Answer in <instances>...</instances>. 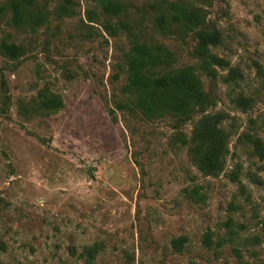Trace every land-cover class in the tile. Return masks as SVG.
I'll return each instance as SVG.
<instances>
[{
	"label": "rangeland",
	"instance_id": "1",
	"mask_svg": "<svg viewBox=\"0 0 264 264\" xmlns=\"http://www.w3.org/2000/svg\"><path fill=\"white\" fill-rule=\"evenodd\" d=\"M102 1L36 0L44 21L31 27L0 0V264H264V159L251 141H264V0H181L221 32L213 51L230 65L215 79L195 32L159 30L160 0H112L119 14ZM133 38L164 44L172 69L193 66L207 104L188 118L133 109ZM4 40L24 54L4 55ZM44 91L61 107L44 109ZM206 113L224 114L230 134L216 175L192 155Z\"/></svg>",
	"mask_w": 264,
	"mask_h": 264
},
{
	"label": "trees",
	"instance_id": "2",
	"mask_svg": "<svg viewBox=\"0 0 264 264\" xmlns=\"http://www.w3.org/2000/svg\"><path fill=\"white\" fill-rule=\"evenodd\" d=\"M159 5L161 12L156 22L161 32L172 33L179 30L196 33L200 70L215 79L220 69L229 67V62L213 51L221 44L222 35L217 29L205 28L206 14L202 8L190 6L181 0H160ZM102 6L106 14H119L123 10L121 3L112 0H103ZM9 9L13 13L12 21L17 26L34 27L44 21L36 0H9ZM61 10L73 13L68 4H63ZM107 27L116 31L110 23ZM123 27L126 25L123 24ZM132 43L127 67L133 109L140 110L148 118L170 112L188 118L196 107L202 108L207 104L203 81L193 66L172 69L174 58L164 44H148L137 38H133ZM1 50L4 55L12 58H19L24 54L22 46L5 40L1 43ZM230 76L232 81H237L238 70L232 69ZM233 102L245 107L250 104V98L241 94L233 98ZM40 103L47 110L62 105L57 95L47 91L41 92ZM226 118L222 113H206L194 127L192 155L199 168L206 174L216 175L224 169L230 137L223 126ZM251 141L259 158L263 160L264 141L257 137H251ZM182 242L183 238L174 240L175 245H182ZM97 250V247L93 246L87 249V253L93 258Z\"/></svg>",
	"mask_w": 264,
	"mask_h": 264
},
{
	"label": "water",
	"instance_id": "3",
	"mask_svg": "<svg viewBox=\"0 0 264 264\" xmlns=\"http://www.w3.org/2000/svg\"><path fill=\"white\" fill-rule=\"evenodd\" d=\"M89 173L91 174L90 169H89Z\"/></svg>",
	"mask_w": 264,
	"mask_h": 264
}]
</instances>
